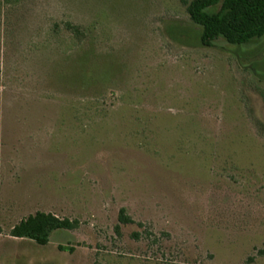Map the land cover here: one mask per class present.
I'll return each instance as SVG.
<instances>
[{"label":"rangeland","instance_id":"374dc122","mask_svg":"<svg viewBox=\"0 0 264 264\" xmlns=\"http://www.w3.org/2000/svg\"><path fill=\"white\" fill-rule=\"evenodd\" d=\"M189 1L0 0V264H264V36Z\"/></svg>","mask_w":264,"mask_h":264},{"label":"trees","instance_id":"16d2710c","mask_svg":"<svg viewBox=\"0 0 264 264\" xmlns=\"http://www.w3.org/2000/svg\"><path fill=\"white\" fill-rule=\"evenodd\" d=\"M216 5H219L217 11H208ZM186 10L191 22L202 27L200 43L203 46H211L220 37L227 43L240 45L264 36V0H190ZM65 26L75 35L81 32L79 26L71 22H66ZM118 220L125 224L130 222L123 208ZM76 225V220L37 211L12 226L10 235L45 244L53 230H70Z\"/></svg>","mask_w":264,"mask_h":264}]
</instances>
